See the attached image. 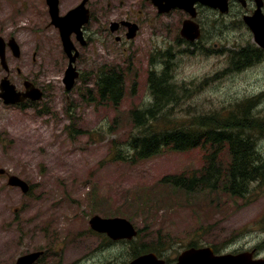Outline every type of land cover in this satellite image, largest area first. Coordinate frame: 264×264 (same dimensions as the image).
<instances>
[{"label": "rangeland", "instance_id": "rangeland-1", "mask_svg": "<svg viewBox=\"0 0 264 264\" xmlns=\"http://www.w3.org/2000/svg\"><path fill=\"white\" fill-rule=\"evenodd\" d=\"M62 1L64 8L77 3ZM28 2L35 13L13 20ZM44 6V0H0V28L13 33L22 48L18 58L7 55L8 71L0 64V80L8 76L17 89H23L22 80L47 87L34 108L6 105L0 98V168L32 186L24 194L0 176V264L7 258L5 264H14L17 255L48 247L49 239L55 253L47 258L62 255L69 264H125L144 244L162 247L166 257L176 260L194 243L222 253L264 243V191L236 198L222 192L191 194L161 182L166 175L201 168L200 148L166 150L135 162L117 156L128 153V140L138 132L131 111L152 101V68L160 71L168 64L176 81L188 88L181 103L165 111L172 108L173 119L227 114L253 98L252 111L264 116V57L239 68L231 62V52L253 44L245 27L237 20L223 21L213 32L216 36L207 32L205 38L212 40L199 54L167 52L165 39L177 25L172 16H158L147 0H91L97 18L90 23L93 42L77 56L80 77L67 91L68 59L60 34L53 25H46L48 34L38 32L50 19ZM124 18L141 24L128 50L99 28V23ZM34 49L39 63L33 65ZM109 66L123 71L124 95L116 105L91 102L97 72ZM260 148L264 152V136ZM95 214L127 218L140 234L131 241L105 242L89 226Z\"/></svg>", "mask_w": 264, "mask_h": 264}, {"label": "trees", "instance_id": "trees-1", "mask_svg": "<svg viewBox=\"0 0 264 264\" xmlns=\"http://www.w3.org/2000/svg\"><path fill=\"white\" fill-rule=\"evenodd\" d=\"M264 57L256 49L242 47L231 52L233 67L250 65ZM167 64L149 73L152 101L142 109L131 111L138 132L128 140V153L117 156L135 162L152 158L163 151L179 152L200 148L203 166L191 172L166 175L161 182L187 193L222 192L244 198L255 190L264 191V152L260 140L264 136V116L252 111L254 98L240 102L227 114L218 112L189 115L173 119L168 107L181 103L184 91ZM90 100L116 105L124 95L123 71L119 67L99 70ZM192 246H199L194 243ZM134 255L153 251L165 256L162 247L141 245ZM167 262L171 259L166 258Z\"/></svg>", "mask_w": 264, "mask_h": 264}, {"label": "flooded vegetation", "instance_id": "flooded-vegetation-1", "mask_svg": "<svg viewBox=\"0 0 264 264\" xmlns=\"http://www.w3.org/2000/svg\"><path fill=\"white\" fill-rule=\"evenodd\" d=\"M45 1V6L43 7V9H45V13L47 12L50 16V19H47V21L44 23L43 26H39L38 27V32L42 33V34H48V28L47 26H51L53 25L59 32V28L53 23L52 17L50 15V10H49V6H48V0H44ZM85 0H77L76 4L74 6H65L64 8V4L62 3V0H58V8H59V12L60 14H66L68 13L71 9L75 8L76 6L80 5L82 2H84ZM91 0H87L86 1V8L89 10V15H88V20L84 21V23H82L81 25V31L82 33L77 35L76 32H73L71 37V41H72V45L74 47L73 49V53H78L79 57L82 55V51L89 46L90 44H92L93 42V38H92V26L90 25V23L93 20L94 17V21L97 20V18L95 16H93V12L91 10V8L89 7V3ZM150 2V4L153 6V8L156 9V14L158 16H172V20L177 23L176 25V29H175V33L170 32L168 33V39H165L166 41L165 43V48L166 50H168L167 52L171 51L172 52V48L176 49V50H182L183 52H190L193 54H199V52L203 51V48L206 44H209L210 41L212 40L209 38H205L206 34L208 31L211 32V34L209 36H216L215 34H213V32H217L218 31V26L219 24L223 23V21H225V24H231L234 21H239L246 29V31L248 32L249 37H252V41L253 44L249 43L247 45H245L244 47H248L249 49L254 48L256 49L258 52L262 53L264 52V47L259 46L256 44L255 40H254V35H253V31L250 28V26L247 23V20L252 19L254 17H264V0H220L222 3V6H220L219 4V0L216 1V5H209V4H205L200 0L195 1L194 3V8H191L190 10H187L185 8L182 7H172V6H167L165 7V2H163V4H161V8L162 10L165 9V12H160V5L158 6L156 4V0H147ZM155 1V2H154ZM218 2V4H217ZM228 8L226 11H223L224 8ZM62 9L63 11H66L64 13H62ZM4 11V9H3ZM43 12V10L41 12H38V14H41ZM35 11L34 9H32V5L28 2V6H23L20 9L18 8V10L16 11V13L13 16V20H17L20 17L22 18H29L30 15L34 14ZM151 20H153V18H151ZM186 20H189V23L191 25V28L189 30H187L185 33H183V28H184V23ZM132 23H134V20H130V19H120V20H112V21H106L103 24L99 23V28L102 29V32L105 34V36L107 35L108 38H114L116 43L119 44H123V50H128L127 49V45H129V47L131 46V44L129 42L134 41V37L132 38V30L134 28V25H132ZM138 24V33L140 32L141 29V24L139 22H135ZM197 26L199 27L200 31H201V36L195 37V35L197 34ZM166 28H171L169 26H165ZM210 29V30H209ZM0 37H2V39L4 40V43H6L5 45V57H6V61H7V55L8 54H12L15 57H20L22 54V48L21 45L17 42L15 36L13 33L9 32L8 34L5 33V29L4 28H0ZM11 39H15L16 42L18 43V46L13 47L12 45H10V41ZM248 39V38H247ZM8 43V44H7ZM62 44V42H61ZM125 46V47H124ZM128 47V48H129ZM63 48V46H62ZM37 51L36 49H34V51L32 52L31 55V61L33 63V65L35 63H39V60H37ZM64 52V49H63ZM67 57V56H66ZM69 57L71 58L72 55H69ZM78 57V58H79ZM68 59V57H67ZM69 61V59H68ZM153 60L150 61V64L153 65ZM69 63V62H68ZM0 64H1V59H0ZM160 65V64H159ZM2 66V65H1ZM153 70V68H152ZM80 71V70H79ZM81 73V71H80ZM2 80V78H1ZM0 80V82H1ZM27 80H22L23 82V86L25 84ZM30 81V80H28ZM32 83H34L33 81H31ZM35 86L39 87L36 83H34ZM42 92L44 93V97L46 96V90L47 87L46 86H42L39 87ZM24 89V88H23ZM22 90V89H20ZM45 90V92H44ZM43 97V99H44ZM42 99V100H43ZM42 100L40 101H35L30 97H27L26 99L19 101L15 104H12L10 106H15L18 105L20 107H28L31 106L33 107L34 104L36 102H42ZM0 176H6L7 177V184H8V177L9 175H11V172L6 171L4 168H0ZM30 184V183H29ZM9 185V184H8ZM10 186V185H9ZM13 187V186H11ZM18 188V187H15ZM32 191V186L30 184V189L29 192L30 193ZM24 193V191H22ZM27 194V193H24ZM52 225V223H49ZM50 230L48 229V227H46V230L44 232H49ZM90 232V228L87 230H84ZM51 232L53 234L54 230L53 228L51 229ZM49 234V233H48ZM96 234V233H95ZM98 235L100 238L103 239V241L107 242V241H111V243H114L113 240H111L110 238H108V236L105 233H98L96 234ZM50 236V235H47ZM49 239V238H48ZM48 247H43V246H39L38 248L35 249H31L28 251H25L22 254L17 255L14 260L12 261L14 264H27V260H24V257L27 256H32L34 254H39L38 256H36V258L33 259V261L30 264H69V259L63 257L62 255H60L59 257L56 256L55 259L50 260L47 257L49 256V252L52 253V255L55 253V251L52 249V247L54 246V241L50 240L47 242ZM240 247H243L241 249L239 248H234L231 249L230 252L232 253H240V252H248L252 254L253 258H264V243H262V240L258 243L255 244L253 246H250L249 244L244 246L240 245ZM217 253H222L221 251H219L218 249ZM9 261L11 258H7ZM133 259V258H132ZM7 261L4 260L3 263L1 264H5ZM51 262V263H50Z\"/></svg>", "mask_w": 264, "mask_h": 264}, {"label": "water", "instance_id": "water-1", "mask_svg": "<svg viewBox=\"0 0 264 264\" xmlns=\"http://www.w3.org/2000/svg\"><path fill=\"white\" fill-rule=\"evenodd\" d=\"M85 0L78 7L71 10L66 16H59L58 9V0H48L50 6V13L53 17V22L57 24L61 29V35L64 43V48L68 55H72L73 45L70 39V35L73 31L80 33V24L79 19H88L89 10L85 9ZM161 0H156L159 4ZM173 2H178L179 5L185 6L186 8H194V3L197 0H169ZM203 3L209 5H216L217 0H200ZM218 4V2H217ZM220 6H222L221 1L219 0ZM160 5V4H159ZM172 5H175L173 3ZM190 6V7H188ZM161 8V7H160ZM162 10V8H161ZM225 7L223 11H226ZM77 23H79L77 25ZM250 27L256 35V41L264 46V18L262 19H252L248 21ZM191 28L189 21L184 23L183 33ZM137 27L133 29V34L135 35ZM199 36V27L197 26V34L195 37ZM13 47L17 46L14 40L11 41ZM77 54V53H76ZM72 55L70 58V64L65 72L64 83L67 90H71L74 86L76 79L79 76V72L74 66L77 55ZM0 55L2 57V64L6 65L5 61V44L3 39L0 37ZM27 92L22 93L16 90V86L10 82V80L5 77L0 84V96L4 98L6 103H13L24 99L26 96H30L33 99H41L42 92L40 89L36 88L32 83L26 82ZM24 95L21 97V95ZM0 172H3L2 170ZM9 185L20 187L24 192H27L30 188L29 184L17 175H9L8 179ZM91 227L98 232H106L113 239H123L128 238L132 239L135 237L138 232L135 229L134 225L126 218H104L100 215H94L90 219ZM39 254H34L32 256L24 257V260H27V264H30L36 256ZM128 264H165V261L157 256L156 253H146L136 257ZM173 264H264V258L253 259L251 253H239V254H222L217 255L214 253L212 247H191L184 250L178 257V260Z\"/></svg>", "mask_w": 264, "mask_h": 264}]
</instances>
